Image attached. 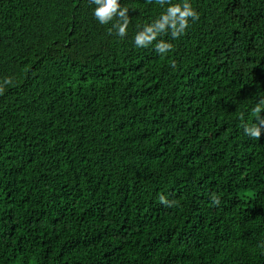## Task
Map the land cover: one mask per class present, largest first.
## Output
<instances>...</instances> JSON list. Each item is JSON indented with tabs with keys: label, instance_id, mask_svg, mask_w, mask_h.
I'll use <instances>...</instances> for the list:
<instances>
[{
	"label": "trees",
	"instance_id": "16d2710c",
	"mask_svg": "<svg viewBox=\"0 0 264 264\" xmlns=\"http://www.w3.org/2000/svg\"><path fill=\"white\" fill-rule=\"evenodd\" d=\"M0 264H264V0H0Z\"/></svg>",
	"mask_w": 264,
	"mask_h": 264
},
{
	"label": "rangeland",
	"instance_id": "374dc122",
	"mask_svg": "<svg viewBox=\"0 0 264 264\" xmlns=\"http://www.w3.org/2000/svg\"><path fill=\"white\" fill-rule=\"evenodd\" d=\"M244 196H246V198H250V197H252V193L251 192H245Z\"/></svg>",
	"mask_w": 264,
	"mask_h": 264
}]
</instances>
